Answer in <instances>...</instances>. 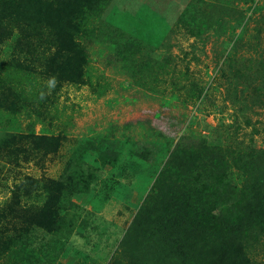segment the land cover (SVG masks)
Here are the masks:
<instances>
[{
    "label": "trees",
    "instance_id": "obj_1",
    "mask_svg": "<svg viewBox=\"0 0 264 264\" xmlns=\"http://www.w3.org/2000/svg\"><path fill=\"white\" fill-rule=\"evenodd\" d=\"M106 1L0 0V92L5 96L4 100L14 96L17 101L15 112L25 109V104L33 100L27 97L24 89L25 82L31 79L32 67L38 70L35 79H44L43 75L52 67L50 76L60 75L62 82L52 81L53 92L60 94L65 84L83 81L93 87L89 89L95 87L100 97L111 87L105 71L112 68L114 74L123 76L118 81L119 90L114 91L123 89L127 77L129 87L132 84L142 90L146 84H152L155 89L167 87L173 97L184 91L186 100L183 102L199 100L204 103L202 100L211 99L213 88L220 84L216 80L222 75L224 86L229 85L227 93L232 94V114L235 119L239 116L236 112L245 106L243 102L249 103L253 97L252 78L264 75V57L254 60L242 54L244 46L250 49L254 44L246 38V27L245 31L237 32L247 18L245 8L233 5V0H226L222 5L210 3L202 15L203 10L193 6V13L200 10L199 17L183 13L177 22L180 27L174 26L165 41L153 46L115 25L93 24L102 16V5ZM248 8L252 5L249 4ZM252 12L258 14L257 26L264 28V4H255L248 19ZM178 29L184 31L186 37L200 42L202 47L211 36L217 40L223 37L219 42L221 50H215L214 54L216 62H222L213 83H207L199 73L190 69L191 63L198 65L200 60L194 52L191 56L173 53L171 40ZM33 39L36 42H32ZM45 39L47 47L56 50L52 60L59 56V52L72 54L73 60L78 57V67L72 70L59 60H56L57 64H43L47 52L42 42ZM262 43L258 32L253 50ZM91 61L98 62L102 68L89 66ZM38 91L40 98H45L50 107L55 106L59 94H51L49 98L43 96L49 92L47 88ZM238 102L243 105L236 106ZM252 102L263 103L264 100L257 94ZM12 113L0 109L1 133ZM248 118L246 120L250 122ZM161 119L169 121L170 117L163 114ZM99 126V120L93 122L85 135L96 141L95 144L88 143L105 148L104 145L111 142L110 138L116 136L118 125ZM256 131L251 129L249 143L242 137L236 145H232L229 139L226 144L217 146L207 145L204 140H200L202 145L184 140L174 145L146 200L126 229L123 241L117 244L114 258H124L131 253L135 263L139 260L138 264H212V256L216 259L229 253L226 264H264V247L260 248L264 243V147H257L252 142V134ZM190 138L195 137L191 135ZM47 139L53 140L45 135L37 138L31 160L36 159L38 151L47 150L42 145L48 143L42 144V141L53 142ZM22 157L28 161V156L24 154ZM2 159L0 151V180L6 172ZM20 162L19 157H14L8 161V166L11 163L19 166ZM50 184L55 185L48 189ZM50 184L44 185L45 201L34 209L35 213L39 210L38 225L31 230L24 228L29 234L19 229L24 226L19 222L27 219L14 213L17 199H9L0 205V258L5 259L2 264H57L67 245L63 238L69 237L76 226L87 229L91 225L88 217L71 203L72 197L84 187L82 180L68 179ZM41 190L44 189L41 187ZM182 192L184 195L186 192V197ZM43 234L50 240L42 237ZM257 252H260L258 261L251 257Z\"/></svg>",
    "mask_w": 264,
    "mask_h": 264
},
{
    "label": "rangeland",
    "instance_id": "obj_2",
    "mask_svg": "<svg viewBox=\"0 0 264 264\" xmlns=\"http://www.w3.org/2000/svg\"><path fill=\"white\" fill-rule=\"evenodd\" d=\"M225 1L107 0L102 5V16L96 18L93 24L115 25L140 40L158 46L166 40L174 26L180 27L177 22L183 13L199 17L200 10H203V15L210 3L222 5ZM257 3L264 4V0L232 1L233 5L245 8L247 12V18L237 28V32L242 29L245 31V27L248 29L246 38L254 44L250 49L244 46L242 54L254 60L264 57V43L253 50L258 32L264 42V28L257 26V12H252L248 19ZM249 4L252 8H248ZM193 6L201 9L193 13ZM185 35L180 29L173 33V53L177 56L188 53L191 56L194 52L200 60L198 65L191 63L190 69L199 73L207 83H213L212 79L219 75L218 65L222 62H216L217 56L214 54L215 50H221L219 42L223 37L217 40L211 36V40L202 47L193 37ZM47 39L42 41L47 51L43 64L53 65L59 60L62 64H68L72 70L78 67V57L73 60L72 54L59 52V56L52 60L56 50L51 51L47 47ZM32 42H36V39ZM89 66L102 68L101 64L94 61ZM52 69L49 73L53 74ZM105 72L106 81L111 82V87L108 93L100 97L95 87L89 89L92 86L83 81L74 83L75 86L65 84L60 94L53 92L52 81L56 82L57 79L62 82L60 75L52 78L47 73L43 75L44 79H35L38 70L32 67L29 72L31 79L28 83L25 82L24 89L27 97H32L33 100L25 104V109L17 110L18 113L14 110L17 108L14 96L4 100L5 96L0 92V98H3L0 109L14 112L5 122L3 133L0 128V151L6 166V172L0 180V205L9 199H17L13 211L27 219L19 222L24 225L19 229L29 234L24 228L31 230L38 225L39 210L35 213L34 209L45 201L44 185L68 179L82 180L84 185L72 197L71 203L83 216L88 217L92 226L89 225L87 229L76 226L68 234L69 237L63 238V243L67 245L57 264H127L128 261L138 264L139 260L135 263L131 253L124 258H114V251L117 244L123 241L125 231L138 208L146 200L171 148L181 140L193 145H202L200 140H204L207 145L217 146L226 144L229 139L232 145H236L242 137L249 143L251 129H257L252 134V142L257 147H264V102H252L257 94L264 100V75L252 78V86L257 93L252 91L253 97L249 103L243 102L245 106L236 112L239 116L235 119L232 114V94L227 93L229 85L224 86L225 78L222 75L216 80L220 84L215 83L211 99L202 100L203 103L199 100L183 102L186 100L184 91L173 97L167 87H164L165 91L162 86L155 89L152 84H146L144 90L134 84L129 87L127 77L123 89L117 92L114 89L119 90L118 81L123 76L114 74L112 68ZM42 87L49 91L43 94L45 97L59 94L55 106L50 107L45 98H40L38 90ZM243 103L238 102L236 106H242ZM163 114L170 117V120L161 119ZM248 116L250 122L246 120ZM98 120L99 128L108 123L118 125L116 136L110 138L111 142L105 144V148L97 147L94 145L95 139L85 135L89 126ZM184 132L190 134L186 135ZM245 133L248 135L244 136ZM43 135L52 137L53 140H47L53 142L42 141V144L48 143L47 146L42 145L48 151H38L36 159L31 160L37 138ZM127 135L133 136L126 137ZM191 135L195 138H190ZM231 136L232 139L228 138ZM24 154L29 157L28 161H24ZM14 157L21 159L19 166L13 163L8 166V161ZM54 185L50 184L48 189ZM182 194L184 195L183 192ZM29 195L32 196L28 197ZM62 196L65 197V194ZM42 237L50 240L48 235L43 234ZM263 247L264 243L260 245V248ZM119 250L120 248L116 253ZM223 257L215 259L212 256V264H226V257L225 262ZM251 257L253 260H260V252L253 253ZM4 261V258H0V264Z\"/></svg>",
    "mask_w": 264,
    "mask_h": 264
}]
</instances>
